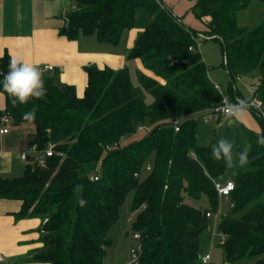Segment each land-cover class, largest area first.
<instances>
[{
  "label": "trees",
  "instance_id": "16d2710c",
  "mask_svg": "<svg viewBox=\"0 0 264 264\" xmlns=\"http://www.w3.org/2000/svg\"><path fill=\"white\" fill-rule=\"evenodd\" d=\"M186 1L200 10L201 31L162 0H75L63 17L62 36L95 35L117 45L134 28L139 8L150 14L153 21L139 32L128 58L140 59L157 79L138 71L139 86L132 84L127 66L90 65L83 96L56 74L45 78L42 98L14 104L2 83L11 56L0 58V92L6 99L0 122L32 124L29 148L54 150L43 162L32 158L21 177H0V199L20 200V216L40 220L41 246L22 261L104 264L111 230L127 207L129 236L140 235V264H202L199 237L218 211L216 183L226 182L221 178L228 167L212 157V147L198 144L197 117L222 104L224 96L209 77L196 37L221 42L230 87L238 78L257 77L253 95L264 105V27L238 24V13L253 0ZM34 107L35 119H25ZM257 118L263 130L246 132L249 163L237 172L228 197L231 215L220 216L217 224L226 264H264V145L257 143L264 137V120ZM140 126L151 130L124 145ZM233 145L235 153L244 150Z\"/></svg>",
  "mask_w": 264,
  "mask_h": 264
},
{
  "label": "crops",
  "instance_id": "0c3cea01",
  "mask_svg": "<svg viewBox=\"0 0 264 264\" xmlns=\"http://www.w3.org/2000/svg\"><path fill=\"white\" fill-rule=\"evenodd\" d=\"M74 1L0 0V58L9 54L11 58L22 57L25 63L42 69L52 66L54 69L45 71L43 79L58 74L61 82L75 87L79 97L84 95L87 87L86 67L90 65L114 69L127 66L129 70L133 66L137 71L156 78L144 68L140 59L128 58L138 31L124 32L117 45L102 43L95 35H80L75 40L62 36L63 17L72 11ZM183 21L186 23L185 19ZM202 29L201 25L197 30ZM215 85L220 91V86ZM5 108L6 99L0 92V111ZM246 111L257 117L252 111ZM238 116L222 118L218 124L223 120L234 124ZM25 130L23 133L9 129V133L0 135V177H21L23 165L33 158L28 139L34 126L29 125ZM258 130L260 132L261 128ZM24 152H27V160L21 159ZM29 154H32L31 158ZM21 209L20 200L0 199V264H40L22 261L41 244L38 233L40 220L21 217ZM123 216L121 213L120 221L111 230L112 245L107 250L104 264L129 263L130 249L134 244L129 236V220L123 222L126 218Z\"/></svg>",
  "mask_w": 264,
  "mask_h": 264
},
{
  "label": "rangeland",
  "instance_id": "374dc122",
  "mask_svg": "<svg viewBox=\"0 0 264 264\" xmlns=\"http://www.w3.org/2000/svg\"><path fill=\"white\" fill-rule=\"evenodd\" d=\"M164 4L171 10V12L177 16L185 19V22L192 27L193 29H200L202 23L200 21V10L194 9V3L186 0H162ZM238 24L241 26L248 27L249 29H254L258 27H264V4L259 1L253 0L247 7V9L238 13L237 16ZM153 21V17L145 12L143 8H139L136 15L135 26L132 29V32H142L145 28ZM203 26V25H202ZM204 27V26H203ZM129 31H126L128 33ZM200 52L205 61L207 67L209 68V77L213 83L220 86V92L226 98H238L239 100H251L253 99V91L256 85L259 84L257 77L254 79L249 76H244L236 79L234 85L230 87V80L223 65L225 62V57L223 53V45L220 41L213 38H208L201 40L199 39ZM130 78L134 86H139L137 70L133 66L130 68ZM145 101L146 104H151L152 97L148 92H145ZM192 117V116H191ZM191 117L185 118L183 121L191 119ZM200 119V120H199ZM199 124L198 132V144L200 146L212 147L216 145L217 142L223 138L230 141L232 144L239 143L241 148L248 149V152L251 149V145L247 138V130L253 131L255 133H261L263 130L262 122L255 116L249 114L248 111H243L237 119H235L234 124H230V121H222L220 124H204L201 117H197ZM7 127L11 131H21L25 133V129L30 123L23 124L21 127L14 126L12 123H7ZM261 128L260 132L258 129ZM145 135V130H139L125 139H123V144L128 145L131 142L140 140ZM29 157H32V154H29ZM154 157L151 156L149 165L153 163ZM29 163H32L30 159L23 166V172L25 166ZM244 167L238 165V160L234 158L233 167L227 169L226 173L222 176L221 181L235 180L237 172L242 170ZM188 203H196L195 201L186 198ZM264 202V200H263ZM200 204L199 202H197ZM231 206L228 197L219 198V208L216 213L212 215L209 219L208 228L201 233L199 237V251L201 255L210 254L212 257L213 264H226L225 255L223 249L219 246L222 237L217 233V224L220 216L231 215ZM125 218L123 222L129 220V214L127 207L122 209L121 212ZM135 215H132L134 218ZM233 216V215H232ZM132 244H135V241H131Z\"/></svg>",
  "mask_w": 264,
  "mask_h": 264
},
{
  "label": "clouds",
  "instance_id": "9594fccd",
  "mask_svg": "<svg viewBox=\"0 0 264 264\" xmlns=\"http://www.w3.org/2000/svg\"><path fill=\"white\" fill-rule=\"evenodd\" d=\"M49 70L51 69L47 67L42 69L39 66L25 63L22 57H13L9 62V71L3 74V89L13 97L14 104H27L32 99H40L46 94L43 75ZM35 117V107L24 114V118L30 121ZM257 143L264 145V137L259 138ZM233 149L234 145L230 141L221 138L216 145L212 146V157L215 160H224L229 168L233 167L234 157L238 160L240 167L247 165L249 163L248 149L245 148L238 153H235ZM79 203L83 206L85 201L81 199Z\"/></svg>",
  "mask_w": 264,
  "mask_h": 264
},
{
  "label": "built area",
  "instance_id": "2783aa9c",
  "mask_svg": "<svg viewBox=\"0 0 264 264\" xmlns=\"http://www.w3.org/2000/svg\"><path fill=\"white\" fill-rule=\"evenodd\" d=\"M199 39L204 40L208 39L205 35L200 34L196 37L197 45L199 46ZM192 50V48H190ZM51 70L54 68L52 66H45ZM44 67V68H45ZM252 89H254L252 87ZM232 106V107H229ZM249 110L252 111L257 117L264 120V105L261 100H259L256 97H253L251 100H239L238 98L234 103H231L230 100L226 97L223 98L222 104L219 106L214 107L211 110L205 111L203 116L201 117L204 124H212V123H218L222 118L225 117H236L238 116L242 111ZM0 135H5L9 133V129L7 127L8 120L4 119L0 122ZM175 130H180V120H176L174 122ZM139 130H145L149 131L151 130L150 127H139ZM29 150L33 153V158L37 161L43 162L47 157L52 156L54 153L53 147L49 146L47 149L40 150L37 148V146H32L29 148ZM27 152H24L21 154L22 160H27ZM90 180H98L97 176H92ZM231 185H234V187H231ZM216 189L218 192L219 197H229L230 194L235 190V183L234 181H226V182H217L216 183ZM209 217L210 214H207ZM131 240L135 241V246L131 247L130 249V258L128 264H140V255H141V246L139 245L140 241V235L139 234H132ZM1 260V257H0ZM212 257L210 254H205L201 257V263L202 264H213Z\"/></svg>",
  "mask_w": 264,
  "mask_h": 264
}]
</instances>
